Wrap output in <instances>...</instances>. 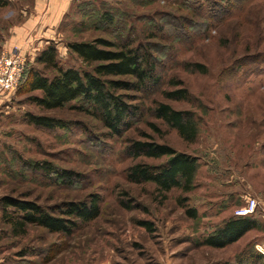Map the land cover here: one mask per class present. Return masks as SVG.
<instances>
[{
    "label": "rangeland",
    "instance_id": "1",
    "mask_svg": "<svg viewBox=\"0 0 264 264\" xmlns=\"http://www.w3.org/2000/svg\"><path fill=\"white\" fill-rule=\"evenodd\" d=\"M35 1L0 0V46L31 17ZM104 11L114 17L112 25L100 24ZM97 39L141 48L155 64L147 87L116 92L138 108L133 127L113 134L81 101L47 111L31 100L41 93L18 88L0 108V200L9 196L54 211L97 195L101 214L68 236L29 226L15 237L0 205V264H264V0H73L45 48L56 46L63 68L90 72L68 45ZM13 51L0 47V56ZM182 90L184 98L168 97ZM161 104L194 118V142L156 118ZM27 114L69 127H36ZM135 141L197 158L192 190L162 193L153 183L130 182L132 166L168 161L127 157ZM26 164L71 172L77 182H58ZM249 198L259 203L252 218L260 227L225 248L203 245Z\"/></svg>",
    "mask_w": 264,
    "mask_h": 264
},
{
    "label": "trees",
    "instance_id": "2",
    "mask_svg": "<svg viewBox=\"0 0 264 264\" xmlns=\"http://www.w3.org/2000/svg\"><path fill=\"white\" fill-rule=\"evenodd\" d=\"M98 20L102 25L114 23L112 14L105 11L99 15ZM68 48L84 64L92 67V71L81 72L75 68H63L58 61V50L51 44L33 60L30 61L31 57L29 58L18 93H41V96L32 97L31 100L47 111L63 109L71 103L81 101L91 108L93 114L97 115L113 134L121 135L130 130L138 108L127 104L116 92L141 91L152 82L155 64L150 54L142 53L141 48H133L131 44L118 45L104 39H97L92 43H70ZM35 63L43 66L45 71H53L54 74L51 77L45 75L33 68ZM116 77H130L136 82L111 79ZM185 94L184 90L174 91L169 93L168 97L174 100L182 99ZM155 116L176 130L185 141L194 142L197 139L198 125L189 113L175 111L169 105L161 104L156 108ZM26 120L36 127L46 129L69 127L64 121L32 114H27ZM125 153L133 159L168 158V161L160 166H132L127 170V179L130 182L153 183L157 191L162 193H168L172 189L184 192L192 190L199 169L197 158L177 153L167 145L142 141L131 143ZM24 168L34 172L40 170L47 176L50 174L61 183L73 185L77 182L73 173L61 172L48 164L27 165ZM0 205L2 221L11 227L15 237L26 235L29 226L68 236L81 225L96 220L101 214V199L97 195L81 202H68L54 211H48L32 201L9 196L3 197ZM56 213H59V216ZM187 213L192 218L197 217L194 210H188ZM252 216L235 217L223 228L208 236L203 245L220 249L238 242L248 232L260 227L259 220Z\"/></svg>",
    "mask_w": 264,
    "mask_h": 264
},
{
    "label": "crops",
    "instance_id": "3",
    "mask_svg": "<svg viewBox=\"0 0 264 264\" xmlns=\"http://www.w3.org/2000/svg\"><path fill=\"white\" fill-rule=\"evenodd\" d=\"M72 3L73 0H36L31 17L12 28L0 47L8 51L18 49L28 57L34 58L37 52L43 50L47 43L57 36ZM13 94L0 97V108Z\"/></svg>",
    "mask_w": 264,
    "mask_h": 264
},
{
    "label": "built area",
    "instance_id": "4",
    "mask_svg": "<svg viewBox=\"0 0 264 264\" xmlns=\"http://www.w3.org/2000/svg\"><path fill=\"white\" fill-rule=\"evenodd\" d=\"M28 57L20 50L13 52H3L0 56V97L15 93L19 88ZM259 203L254 198H249L245 205L235 210V217H247L256 214Z\"/></svg>",
    "mask_w": 264,
    "mask_h": 264
}]
</instances>
